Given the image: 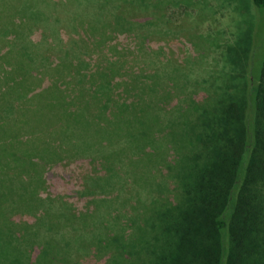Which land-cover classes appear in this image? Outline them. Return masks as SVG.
Here are the masks:
<instances>
[{
    "label": "trees",
    "instance_id": "16d2710c",
    "mask_svg": "<svg viewBox=\"0 0 264 264\" xmlns=\"http://www.w3.org/2000/svg\"><path fill=\"white\" fill-rule=\"evenodd\" d=\"M96 1L102 19L75 14V41L45 46L44 9L35 0L21 6L37 19L0 39L4 61L14 39L6 68L29 81L48 78L44 111L68 126L32 153L56 154L64 166L76 161L45 176L37 166L29 177L35 197L0 203V240L19 248L22 264H264V31L257 32L264 0ZM216 15L223 28L198 32ZM186 34L191 47L175 51ZM192 67L205 75L191 85ZM135 135L143 144L136 154L126 144ZM26 154L5 159L10 167L37 165ZM59 176L68 197L89 201L65 216L44 214V202L64 199ZM110 181H121L126 197ZM100 215L109 226L82 234ZM77 222L73 251L58 234Z\"/></svg>",
    "mask_w": 264,
    "mask_h": 264
},
{
    "label": "rangeland",
    "instance_id": "374dc122",
    "mask_svg": "<svg viewBox=\"0 0 264 264\" xmlns=\"http://www.w3.org/2000/svg\"><path fill=\"white\" fill-rule=\"evenodd\" d=\"M40 7L44 9V41L45 46H53L56 42L57 38L64 43L69 41H75L78 39L76 34H73L70 25L73 16L76 14L85 19H97L101 20L103 15V10L101 4L97 3L96 0H81L83 1L80 4L75 3L74 5H66L64 7L62 3H66L67 0H35ZM23 2L29 3V0H0V39L4 43L6 38L9 37L6 34L15 35V31L18 30V25L20 27L23 24L30 23L32 21V16H35L37 19L36 13L28 12L26 9L21 6ZM22 7V8H21ZM53 7V8H52ZM28 10V7H27ZM182 9L176 11L175 19L178 22L181 19ZM58 19V21H52V19ZM217 21L213 18L207 19L202 26L199 27L200 30L198 32L211 30L210 32H215L223 28V18H220L219 15H216ZM183 21V20H182ZM200 25V24H199ZM259 29L258 33L261 34L264 31V18L260 17L259 21ZM53 27H56L58 32H56L55 37L51 36ZM38 34L42 32L40 28L37 26L31 27V29H36ZM11 32V33H8ZM257 34V35H259ZM7 37H6V36ZM86 39V38H85ZM180 39L183 42L179 41ZM0 40V43H2ZM13 37L10 39V47L11 54L8 55V58H5V61L2 60L4 57H0V203H23L28 199L34 198L35 195L32 194L31 189L32 185L30 184V175L34 173V170L38 166L39 169H44V176L48 174L51 166H58V170H71L73 164L76 162H72L75 159L69 158L68 162H71L72 165L64 166V161L60 162L56 158V154L46 155L33 152L35 148L44 147V137L48 138L49 135L58 134L61 129L68 128L67 125L61 124L54 121V113L53 111H44V86L48 85V78H45L42 81H29L30 76L28 73H24L21 70H16L11 65V67L6 68L4 66L5 63L12 62L11 60L16 55V49L14 48ZM87 41L94 42L97 41V38H91V40L86 39ZM183 43V45H182ZM192 39L188 34L177 38L176 44L173 46V49L176 51V46L182 47H191ZM180 52V51H179ZM207 63H209L207 61ZM10 69V72L8 71ZM186 76L191 81V85L193 83H197L200 78L205 75L202 74L199 69L196 67H192L191 70L186 71ZM35 83L31 91H29V83ZM23 91H28L27 93H22ZM31 94H30V93ZM30 94V95H29ZM27 97V99H26ZM33 97V98H32ZM31 98V99H29ZM28 100L31 104L27 106H22L23 102ZM34 106H33V105ZM141 135H135L132 137L133 144H130V140L126 141V144L133 145L134 151L133 153H140L142 149V142L135 144V140L140 141ZM60 142V141H59ZM61 144L58 143V149ZM10 148V151L5 153L7 149ZM41 150V149H40ZM28 154V162H36L37 165L30 169H26L23 166L10 167L5 157H10L14 154L15 157H20L22 160L25 159V154ZM26 154V155H27ZM62 152V155L64 157ZM25 161V160H24ZM123 165V164H122ZM3 166V167H1ZM86 166V163L83 165ZM123 167V166H121ZM28 168V167H27ZM126 166L122 169L123 174L126 177ZM77 174H80V169L74 170ZM128 176V175H127ZM57 180L60 182V186H58L57 191L58 194L63 196L65 193H70L69 187L67 188L65 185H62V181L60 180V176L57 177ZM110 184H113V181H110ZM121 181L117 184L111 185V188L115 185V191L112 192L114 194L125 196L123 192L122 185H120ZM121 186H119V185ZM110 191V190H109ZM43 192L39 193V197ZM45 196V194H44ZM78 196L68 197L67 194L64 195V199L62 198V202L56 201L54 203H46L44 202V214H62L65 216L70 210L69 206L72 207V210H81L84 208L85 203L87 202L85 199L76 198ZM126 197V196H125ZM88 208V206L86 207ZM91 208V206H90ZM78 210V211H79ZM111 215V212H110ZM14 219L19 218L18 216H14ZM29 221L31 222V217H29ZM90 227H88V231H84L82 234L87 236H97L101 234L104 228L109 226L107 220H109V216L100 215ZM47 218L44 216V237L45 234L48 233L46 230ZM93 229H92V228ZM2 229H0L1 231ZM3 231V230H2ZM80 228L78 226V222L71 224L69 227L64 228L58 234V237H63L71 247V250L75 251L77 246L73 244L75 243V235L79 234ZM48 235V234H47ZM3 239V237H0ZM3 243L0 252V264H22L21 261V253L19 252V248L12 250L13 244L7 240H0ZM6 247L7 250H5Z\"/></svg>",
    "mask_w": 264,
    "mask_h": 264
}]
</instances>
